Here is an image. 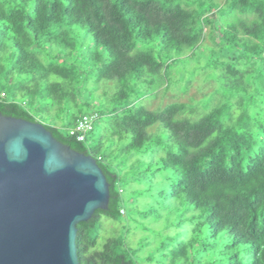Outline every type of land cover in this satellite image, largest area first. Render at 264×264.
Wrapping results in <instances>:
<instances>
[{"label":"trees","instance_id":"obj_1","mask_svg":"<svg viewBox=\"0 0 264 264\" xmlns=\"http://www.w3.org/2000/svg\"><path fill=\"white\" fill-rule=\"evenodd\" d=\"M199 52L212 95L143 105L176 84L187 94ZM102 81L116 92L86 101ZM0 92V115L43 123L107 177L108 210L78 225L81 264H142L123 234L100 244L103 216L126 227L132 154L151 160L130 200L189 237L162 242L165 264H264V0H0ZM89 113L98 124L80 142L71 132Z\"/></svg>","mask_w":264,"mask_h":264},{"label":"water","instance_id":"obj_2","mask_svg":"<svg viewBox=\"0 0 264 264\" xmlns=\"http://www.w3.org/2000/svg\"><path fill=\"white\" fill-rule=\"evenodd\" d=\"M110 196L93 155L43 123L0 115V264H81L78 225Z\"/></svg>","mask_w":264,"mask_h":264},{"label":"rangeland","instance_id":"obj_3","mask_svg":"<svg viewBox=\"0 0 264 264\" xmlns=\"http://www.w3.org/2000/svg\"><path fill=\"white\" fill-rule=\"evenodd\" d=\"M209 44V42H208ZM201 52L197 53L196 59L197 61L200 60V64L194 70L192 68V65H190V62L188 65L191 66L190 71L186 72V80L190 79L193 72L195 76L193 77V81L191 83L190 89L187 94L183 91V85L174 86L173 88H170L168 91L164 90L162 92V95L159 96L158 99H153L155 101H152L151 98H144L142 100L143 105L147 107H151L152 109H157L167 103L170 102H183L186 101V99H189L193 96H196L198 99L203 96V94L206 92V94L212 95L214 92L213 90L217 87L216 84H211L209 81V76L207 74H204L202 70L200 69L201 66H203L207 60V56L202 55ZM179 74V73H177ZM179 79H183V76L179 75ZM178 81V80H176ZM10 90V88H8ZM117 89V82L116 81H102L98 88H96L94 94H89L87 97L88 102L92 103L94 102V98H97L99 96H102L101 94L103 92H108L109 94H113L116 92ZM213 91V92H209ZM167 92V93H166ZM208 96V97H209ZM196 99L194 98V101ZM93 109V108H92ZM35 113H40L42 110L39 111L36 110V108L33 109ZM72 113V111H71ZM70 113V114H71ZM42 114L44 115L46 121H50L47 113L45 111H42ZM58 122L60 125H67L66 118L58 119ZM98 123L96 122L95 125ZM96 127V126H95ZM98 130L95 132V136H98ZM94 137V136H93ZM92 137V138H93ZM88 148H92L94 151L98 150V144L97 141L94 140L90 144H88ZM104 151L108 152V148L105 146ZM115 154H118V150H115ZM151 160V157L149 154L140 155L138 154H132V157L130 160L126 161L124 165L121 166L122 172L125 175V186L127 193L125 195L126 202L123 203L124 209H126V213L124 216V226L120 225V223L116 222L115 220L108 218L106 216H103L101 218V227H100V244L106 240L108 237H114L119 236L120 234H123L127 238V242L130 244V246H133L135 250H137V257L142 262V264H165L168 260L163 257V254H165L164 250L160 248V245L162 242L167 243L168 249H172L169 246L171 245L169 239V235L172 236L173 244L178 245L180 244V241H185L189 239L188 235L185 234L184 237H181L180 239H177L173 237L175 235V232L177 231H185L184 229H178L172 227V230H169L165 233L164 227L166 225H161L160 223H155V213H152L151 216L147 217L145 215H141L140 211L144 210L142 207L146 206L144 204L145 200H141L142 197L138 198L136 196L135 199H132L131 194V188L134 186V188L138 191V188L140 185L143 184L144 179L139 178L136 176V173L139 174V172L144 171L147 169L148 161ZM128 167V168H126ZM149 172V171H148ZM134 178H139L140 180H136ZM140 199V200H137ZM150 202V201H149ZM152 205H156V199L152 202H150ZM151 217V218H150ZM154 226V227H153ZM156 226L158 228H156ZM174 228V229H173ZM173 232V233H171ZM143 244V245H142Z\"/></svg>","mask_w":264,"mask_h":264},{"label":"built area","instance_id":"obj_4","mask_svg":"<svg viewBox=\"0 0 264 264\" xmlns=\"http://www.w3.org/2000/svg\"><path fill=\"white\" fill-rule=\"evenodd\" d=\"M6 93L0 92V98H5ZM98 120V115L96 113H89L81 115L77 119V125L75 129L72 130L71 134L75 135L80 142L86 141V138L89 133H91L95 128V123ZM101 159V158H100ZM122 214L125 215L124 210Z\"/></svg>","mask_w":264,"mask_h":264},{"label":"clouds","instance_id":"obj_5","mask_svg":"<svg viewBox=\"0 0 264 264\" xmlns=\"http://www.w3.org/2000/svg\"><path fill=\"white\" fill-rule=\"evenodd\" d=\"M6 97H7V96H6ZM6 97H5V98H6Z\"/></svg>","mask_w":264,"mask_h":264}]
</instances>
